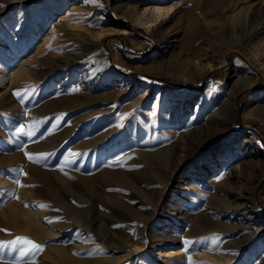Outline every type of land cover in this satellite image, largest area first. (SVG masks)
<instances>
[{
    "label": "rangeland",
    "instance_id": "374dc122",
    "mask_svg": "<svg viewBox=\"0 0 264 264\" xmlns=\"http://www.w3.org/2000/svg\"><path fill=\"white\" fill-rule=\"evenodd\" d=\"M148 4L170 8L152 31L128 18ZM71 7H80L74 22L66 18ZM225 8V26L218 29L217 13ZM16 18L25 21L26 30L47 18V30L54 33L30 65L33 79L4 92L3 99L16 108H0V161L6 163L0 166V180L9 183V196L16 190L24 198L29 195L22 206L41 211H49L51 202L31 198L42 188L37 178L51 184L60 191L59 205L56 215L43 216V223L75 224L47 242L33 241L42 250L22 258V264H48L38 259L50 243L71 247L78 258L101 255L104 249L123 258L116 264H166L155 254L180 245L188 248L192 264H214L199 257L203 251L222 255L230 264H264V63L250 51L264 43V0H0V29L15 31ZM201 18L216 26L210 35L214 45H202L201 39L186 44ZM216 36L223 39L216 42ZM95 42L93 52L89 46ZM100 56L106 63L97 60ZM261 56L264 60V50ZM194 67L201 74L191 81ZM43 68L50 70L46 77ZM83 74L89 76L92 95L103 98L97 102L104 112L81 122L83 104L64 108L52 102L68 90L74 97L84 95ZM260 94L263 117L243 116L247 99ZM30 125L36 128L31 137ZM96 140L100 143L86 145ZM147 163L153 169L149 179L139 176L151 169ZM96 170L127 174L133 187L122 186L116 176L98 182L97 212L86 231L85 215L79 212L85 204L70 191L82 189L79 175ZM226 178L237 199L229 208L215 200L220 211H214L208 205L216 190L211 181ZM190 181L201 190L186 188ZM253 200L258 211L252 209ZM239 204L249 219L234 214ZM3 230L8 238L1 237ZM20 236L0 228V243ZM159 242L166 246H155ZM22 247L9 246L0 253V264H21L16 258Z\"/></svg>",
    "mask_w": 264,
    "mask_h": 264
},
{
    "label": "bare ground",
    "instance_id": "6f19581e",
    "mask_svg": "<svg viewBox=\"0 0 264 264\" xmlns=\"http://www.w3.org/2000/svg\"><path fill=\"white\" fill-rule=\"evenodd\" d=\"M79 8L71 7L69 10L70 13L66 16V18H69L68 20H71V22H74L76 17L73 16V13L75 14V12L79 10ZM169 10L170 8L163 7L160 4H155V5L148 4L141 11L138 9H135L134 12L128 18L133 24L143 27L146 30L152 31L153 27L157 23V20L160 19L162 16L166 15L169 12ZM81 11H84V10H81ZM226 11L227 9L225 8L222 12L217 13L218 14V17H217V20H218L217 28L218 29L219 28L223 29V27L225 26L224 15ZM15 20H16L15 22H17L15 24V28L17 29L15 31L10 30L9 28H5V26L0 29V108L5 109L7 107V109H9L10 111L16 108V104H12V103L10 104V100L3 99L4 92L10 89L13 85L14 86L20 85L22 84V81H26L27 83L28 81L30 82L33 79L30 65L36 59L35 57L36 53L46 48L49 38L52 37V34L54 33L53 29L50 31L47 30V27L50 22L47 18L44 19L43 21H40L38 23V26H35L29 30H26L23 28L25 21L19 22L17 18ZM212 25H210V22L208 21L206 22L202 18L201 20L200 19L195 20L194 26L192 27V31H190V33L186 35L187 36L185 39L186 44H190L192 42H195L201 39L202 45L203 44L214 45V41L212 40V38H210V35L211 34L213 35L212 33L213 27H216V26L214 24ZM111 30L112 29H108L105 33L110 32ZM46 31L48 32L44 34ZM216 37H217L216 42H220L221 39H223L220 36H216ZM98 41H99V38L97 39V42ZM89 49H93V52L97 51L98 44L96 42L93 43V45L91 44V46H89ZM263 50H264V43H262L261 45L252 46L250 48V51L253 53V55L256 56V58L259 61L262 60V62H260L261 65H263L264 63L263 57L261 56V52ZM114 57L118 58V54H115ZM84 58L90 59L88 56H84ZM97 60H99L102 63H106L104 59L102 58V56L98 57ZM47 65H50V63H48ZM236 66L237 67L233 71L234 76L238 74V64ZM207 67L209 68L211 67V65H207ZM194 69L195 70L194 72H192V75L190 78L191 81L196 80L201 74L200 72L201 70L200 71L197 70L196 67H194ZM49 72L50 70H48V68H43L40 71L43 77H46ZM88 77L89 76H87L86 74H83V78H81V81H80L81 85H83L86 88V91H85L86 93L84 95H82L81 97H74L73 95L71 96V92H69L68 90L64 98L52 102L53 105H58V106L60 105L64 108L72 104L73 105L83 104L84 107L82 109V114L80 116L81 122L91 119L92 117H96L95 115L101 114L102 112H104L103 110H101V108L103 107L101 106L102 104L98 103L101 100H103V98L92 95L90 88L88 86L89 85ZM233 94H234V91L229 93L230 105L232 104L231 96ZM262 97H263L262 94H260L259 96L249 97L242 110V115L245 117H253L257 119L262 118L263 115L261 113L263 109H261L259 104H257V102L260 101ZM80 100L83 102H81ZM198 108H199V105L197 106L196 109ZM232 112L233 111L231 110L230 115H232ZM35 130L31 129V131L33 132H35ZM199 131L201 130L199 129ZM47 142L48 140L46 141V143ZM99 143H100L99 140H96L93 142L88 141L86 142V145L90 147L92 145H97ZM211 158L212 157L209 158L208 162L213 163ZM5 164H6L5 162L0 161V166H4ZM147 167L151 169L149 170L143 169L141 170L140 175H139L145 179H149V177L153 174V169L148 163H147ZM213 167L214 168L217 167V164H214ZM195 171L198 174H200L201 172L199 168H197ZM211 172L213 173L214 171L210 170L209 173ZM79 176H78L79 182L82 185V189L80 191H74V192L70 191L71 188L66 185L65 179L59 178L58 183L63 184L65 187H68L67 190H69L72 194H74L77 200L85 204V206H83L81 210H79V212L82 211L86 218V223H85L86 226L84 229L86 231H91L90 217L91 215L94 214L93 211L97 212L96 210H93V208H95V206L97 205V201H99V198L97 197V193H96V191H98L99 188H97L96 184L100 182L101 180L105 179L106 177L116 176V177L121 178L122 186H125L128 188H131L133 186L130 184L131 183L130 177L127 174L119 173V172H112L108 170H102V171L96 170L93 173L88 172V173H84L83 176L81 175ZM38 180L41 182L42 188L40 189L39 194L31 195V198L41 199L49 203L51 202V204L47 206L49 208V211L48 209L46 211H41L38 208V206L35 209H30V208L26 209L24 206H22L21 201L22 199H25V198H26L25 200L29 201L28 199L29 195H25V198H24V193L22 191L16 190L15 195L9 196V193H8L9 187H10L9 183L6 181V179L0 180V187H1L0 201L3 203V206L0 207V228L4 229V227L6 226L10 230L14 231L15 233L21 235L24 238L30 239L32 241L47 242L50 239L58 237L62 233V231H64L66 228L72 225H75V224L72 223V224H69L67 226L65 225L64 227H62L59 224L50 225V224L43 223L44 215L54 216L57 214L55 210L57 209V207L55 204L59 205L60 191L59 189H55L51 184L44 183L42 179L37 178V181ZM211 183L214 185V188L216 190L214 191L213 194L209 196V199H208V205L211 207L210 209H215L214 208L215 206H218L220 208V205H218L217 203L215 204V200L218 203L221 202L222 206H224L225 208H229L232 200L234 201L237 199L235 194H233V192L228 191V188L232 189L229 178H226L225 180H218V181L212 180ZM185 187L192 188L198 192L201 190V188H199L196 183H193V181L186 183ZM186 188L179 186V190H183V193H185V195L187 194ZM116 201H121V200H116ZM253 203L255 206H253L252 209H255L258 211V208H259L258 204H256L254 200H253ZM242 206L243 204L236 205L235 207L236 211L234 214L237 216L241 215L242 218L244 217L243 220H247L249 219V217L246 216L247 212L245 209L242 208ZM180 208L182 209L183 207L181 206ZM214 211H220V210L215 209ZM241 211L243 212L240 213ZM259 214L261 215V213ZM73 219L75 218L73 217ZM207 220H210V219H207ZM243 223H245V221ZM77 225L80 226L78 222L76 226ZM22 226H24V229L22 228ZM193 226L196 227V224L194 223L192 224V228L194 231L195 228ZM198 228L200 227L198 226ZM7 235L8 234H6V231L3 230V232H1V237L8 238ZM118 235H120L119 232H118ZM150 238H152L153 240H156L157 235L152 234ZM6 240L4 239L3 243H7ZM49 245H50L49 247H46V248L43 247L44 252L42 253L41 258L38 259V261L44 260V261H47L48 264H116L121 259H123L121 256H116L117 254L108 255L107 252H104V249H101V253H102L101 255H97L94 257L87 255L84 258H78L76 255H74V249H72L71 247H64L61 244L54 245L52 243H50ZM164 245L165 243L162 242L155 246H164ZM9 246H11V248L14 249V248H18L24 245L17 244L15 246H12V245H9ZM211 247L212 246H209V248ZM7 248L0 250V253L7 252ZM155 255H156L155 259L158 262H166V264H192L189 254H188V248L185 245H180L174 249H169V250L164 249V247H161L159 252H157ZM199 257H205L209 259L210 261H212L214 264H230V260L228 258L222 255H219V254H212L208 251L201 252L199 254ZM18 262L19 263L24 262V259H20Z\"/></svg>",
    "mask_w": 264,
    "mask_h": 264
},
{
    "label": "snow or ice",
    "instance_id": "6c2138e0",
    "mask_svg": "<svg viewBox=\"0 0 264 264\" xmlns=\"http://www.w3.org/2000/svg\"><path fill=\"white\" fill-rule=\"evenodd\" d=\"M78 91V89H77ZM14 95L17 97H21L22 94L19 91L14 92ZM31 125L29 126V129H31ZM19 132H24V127H20L18 129ZM33 132L31 130L28 131V136L31 137L33 136ZM27 158L31 161L34 160V157L32 155H29L28 153H25ZM41 158L46 159L47 157L42 156ZM65 163L67 162V158H65ZM43 207V205H41ZM190 243V242H188ZM17 244L24 245L25 247H22L19 249V255L17 256V261L20 259L24 258L25 256L28 255H34L35 253L39 252L42 250V245L34 243L32 240L24 238V237H17L15 240L9 241L7 243H0V250L7 248L9 245L15 246Z\"/></svg>",
    "mask_w": 264,
    "mask_h": 264
}]
</instances>
